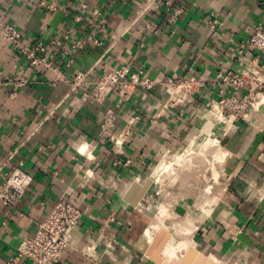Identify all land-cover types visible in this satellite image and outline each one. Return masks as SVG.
<instances>
[{"label":"crops","instance_id":"0c3cea01","mask_svg":"<svg viewBox=\"0 0 264 264\" xmlns=\"http://www.w3.org/2000/svg\"><path fill=\"white\" fill-rule=\"evenodd\" d=\"M42 1L0 0V12L22 31L24 41L52 46L61 41L54 50L64 65L69 57L62 50L71 42L63 34L80 4L88 11L100 8L108 23L98 31L102 44L90 42L73 53L60 82L0 39V72L27 81L18 88L0 86V166L21 168L32 177L16 206L0 200V264H34L16 258L17 249L59 198L83 212L63 263L160 264L139 247L151 219L142 208L154 188L151 184L136 205L129 192L135 184L143 186L160 161L178 152L210 118L207 102L215 90L209 85L219 81L224 68L237 65L235 49L264 28V0H58L53 11L42 10ZM90 25L86 19L82 29L89 32ZM121 66L143 70L156 86L137 87L125 104L116 93L103 103L85 98L101 73ZM77 71L88 75L73 89ZM196 74L206 86L172 108L161 82ZM110 112L117 114L116 131L131 128L121 150L100 136ZM215 129L225 155L222 192L214 214L187 242L223 264H264V106Z\"/></svg>","mask_w":264,"mask_h":264},{"label":"built area","instance_id":"2783aa9c","mask_svg":"<svg viewBox=\"0 0 264 264\" xmlns=\"http://www.w3.org/2000/svg\"><path fill=\"white\" fill-rule=\"evenodd\" d=\"M122 0H110L111 4ZM170 4V2H168ZM58 0H43L42 10L53 11L58 8ZM79 13L74 14L63 38L71 42L69 48L62 50L63 57H69L68 62L57 57L56 46L61 41H53L47 45L43 40L34 39L24 41L22 31L6 20V15L0 12V39L7 42L34 67H42L55 74V81L66 79L65 70L73 61L72 54L86 47L90 42L102 44L98 31L104 29L108 23L107 15L100 8L88 11L86 4H80ZM182 9L177 10L176 14ZM88 19L91 23L89 32L83 28ZM217 21L214 20L212 25ZM84 30V31H83ZM247 52H255L253 58ZM237 67L224 68L218 82L209 86L215 90L214 96L207 102L208 113L217 124H229L246 119L253 110L264 106V63L259 57H264V28L258 27L255 32L234 51ZM88 72L77 71L73 81V89L85 83ZM24 78L4 76L0 72V86H24ZM168 93L167 103L173 108L190 101L206 86L202 75L174 80L168 78L161 82ZM90 92L85 98H91L103 103L112 93L118 95L119 104L127 103L137 87L152 90L156 82L143 70L132 71L128 66H121L103 72L90 83ZM259 103V105H257ZM218 115H221L218 118ZM117 114L110 112L100 125L101 138L107 139L115 148L121 150L127 143L131 133L130 126L115 130ZM217 136V135H216ZM32 177L21 168L4 171L0 166V200L9 207L16 206L30 187ZM82 210L72 201L59 198L45 220L41 222L33 236L25 238L17 249L16 258L29 259L34 264H65L62 258L71 245V232L78 225L82 217ZM15 261V260H14ZM13 261V262H14Z\"/></svg>","mask_w":264,"mask_h":264},{"label":"rangeland","instance_id":"374dc122","mask_svg":"<svg viewBox=\"0 0 264 264\" xmlns=\"http://www.w3.org/2000/svg\"><path fill=\"white\" fill-rule=\"evenodd\" d=\"M210 118L208 116L204 121L202 131L198 130V133L180 146L178 152L168 154L154 168L150 177L154 189L148 203L142 208L151 216L150 224L156 217L158 219V215L161 217V223L170 232L168 243L176 252L180 242L189 241L206 218L214 214V203L222 192L220 170L225 155L215 135V121ZM210 138L214 139L213 142L205 145ZM159 166H163L164 171L157 176L153 175ZM148 233L145 237L152 243L153 240L150 239L155 236L153 230ZM152 235L154 236L151 237ZM178 254L183 255V251H178ZM191 263L194 264L193 260Z\"/></svg>","mask_w":264,"mask_h":264},{"label":"bare ground","instance_id":"6f19581e","mask_svg":"<svg viewBox=\"0 0 264 264\" xmlns=\"http://www.w3.org/2000/svg\"><path fill=\"white\" fill-rule=\"evenodd\" d=\"M259 105V103H257ZM211 113V112H210ZM212 115V113H211ZM221 115H218V118H220ZM212 142V139H208L205 143V145H210ZM164 167L161 166L157 168L154 175L157 176L162 171H164ZM130 200H135V198H131ZM156 220H152L150 226L147 228L145 236L148 232H151L153 230V234L151 237L154 236L152 243H149L146 237L144 236L143 239L140 241L139 247L142 248L143 251H145L146 254L150 258H152L154 261L160 264H192L191 260L197 261L201 264H223L222 261H218L213 257H208L205 254L199 252L195 247L193 243L182 241L179 244V249L176 252V249L173 248L171 244L168 243V239L170 237V232L164 224L161 223V217L158 215L155 218ZM160 222H158V221ZM161 232V233H160ZM161 235H160V234ZM149 234V233H148ZM150 235V234H149ZM148 235V237H149ZM139 248V249H140ZM178 251H183V255L179 256ZM228 260V259H227Z\"/></svg>","mask_w":264,"mask_h":264},{"label":"water","instance_id":"95a60500","mask_svg":"<svg viewBox=\"0 0 264 264\" xmlns=\"http://www.w3.org/2000/svg\"><path fill=\"white\" fill-rule=\"evenodd\" d=\"M151 183H152V179L148 178V180L145 182V184L141 187L138 186L137 184L133 185V187L131 188V190L129 192V197L135 198L134 202L132 201L133 205H136V202L139 201L140 198H142V196L145 194V192L147 191V189L151 185Z\"/></svg>","mask_w":264,"mask_h":264}]
</instances>
